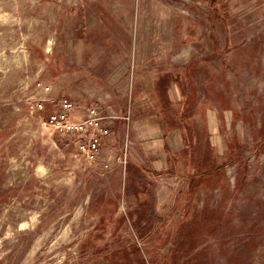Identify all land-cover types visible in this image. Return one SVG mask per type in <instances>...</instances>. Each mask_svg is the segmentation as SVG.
I'll return each mask as SVG.
<instances>
[{"label": "rangeland", "instance_id": "obj_1", "mask_svg": "<svg viewBox=\"0 0 264 264\" xmlns=\"http://www.w3.org/2000/svg\"><path fill=\"white\" fill-rule=\"evenodd\" d=\"M0 264H264V0H0Z\"/></svg>", "mask_w": 264, "mask_h": 264}, {"label": "built area", "instance_id": "obj_2", "mask_svg": "<svg viewBox=\"0 0 264 264\" xmlns=\"http://www.w3.org/2000/svg\"><path fill=\"white\" fill-rule=\"evenodd\" d=\"M64 105L68 109H70L73 106V104L71 102H69V103L65 102ZM93 112H94V110H93ZM65 115L66 114H64V116ZM65 123H66L65 127L69 130H71V129L80 130V128L83 130L85 124H87V123L92 124L93 123V118H89L87 121L80 123V124L72 123L69 120H67ZM100 144H101V141H100L99 137L94 135L88 140V142L82 143L80 148L84 152L88 153L89 158L94 159V158H96V156L100 150Z\"/></svg>", "mask_w": 264, "mask_h": 264}, {"label": "crops", "instance_id": "obj_3", "mask_svg": "<svg viewBox=\"0 0 264 264\" xmlns=\"http://www.w3.org/2000/svg\"><path fill=\"white\" fill-rule=\"evenodd\" d=\"M189 50H188V48H186L185 50H184V52H183V55H185V57L186 58H188L189 57ZM146 81H151V78H150V76L149 77H147L146 79H145ZM149 86V85H148ZM153 86V85H152ZM149 87H151V86H149ZM152 90H154V88L152 89ZM105 100H108V99H105ZM147 105H149V104H147ZM149 107V106H148ZM152 107V106H151ZM137 111L139 110V109H136ZM142 110H144V107H142ZM155 113V112H154ZM74 138H75V141L77 142V145L80 143V141H81V137L80 138H78V136L76 135V134H74ZM103 138H104V136H103Z\"/></svg>", "mask_w": 264, "mask_h": 264}]
</instances>
